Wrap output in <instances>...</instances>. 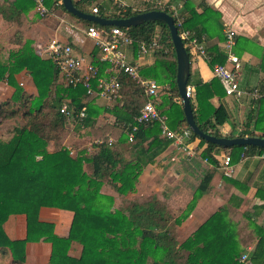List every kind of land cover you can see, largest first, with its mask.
<instances>
[{"label": "trees", "instance_id": "16d2710c", "mask_svg": "<svg viewBox=\"0 0 264 264\" xmlns=\"http://www.w3.org/2000/svg\"><path fill=\"white\" fill-rule=\"evenodd\" d=\"M58 1L61 2L44 0V4L48 9ZM90 1H76L73 5L86 13V5ZM189 6L185 2L184 11L179 12L183 18L182 29L194 32L200 39L205 28L197 26V18L204 13L217 14L205 7L199 15ZM60 7L67 13L61 3ZM150 10L173 14L168 7L155 6ZM138 13L127 10L105 16L99 8L97 15L120 19ZM173 19L177 25L174 16ZM86 23L99 29L111 28ZM120 29L133 40L131 46L156 44L161 50L171 51L173 62L164 64L172 71L168 92L172 98L179 99L175 83L176 60L167 26L156 21ZM177 30L180 33L181 28L177 27ZM23 56L20 53L14 57L10 67L0 65V81L6 79L10 84L13 74L26 68L38 92L33 98L18 86H13L10 99L0 105V112H5V117L19 116L24 121L22 126L10 131L12 134L7 139L0 141V252H8L11 263L26 264L25 246L32 242L48 245L47 264H242L239 258L243 248L237 226L228 219L225 206L219 207L189 237L182 241L177 239L176 225L188 217L196 199L207 191L211 175L201 180L191 203L176 218L156 200L143 204L132 200L121 208L115 205V197L101 192L103 186L112 188L119 197L135 191L142 167L151 163L171 142L159 138L157 123L139 125L132 142L124 135L134 156L130 161L123 160L106 141L94 146L92 154L80 151L72 156L64 147L63 142L70 133H78L92 123V114L81 102L82 97L97 96L96 78L103 77L108 68L98 60L96 48L92 52L91 63L97 66L98 74L91 82L93 93L90 95L81 86L71 87L58 82V71L51 60L35 57L28 64ZM218 63H223V58ZM117 79L120 84L117 103L108 111L113 115L115 125L124 131L133 123L146 98L141 87L127 75L120 73ZM188 85H193L195 90V102L191 100V108L197 126L204 133L222 137L217 127L227 119L225 110L218 108L207 113L204 108L208 99L219 95L221 83L218 79L193 83L189 76ZM159 88V92L163 90ZM63 105L67 106L68 114L60 113ZM82 108L87 114L80 120L78 114ZM182 122H185L184 118ZM148 129H152L150 133H147ZM241 136L264 138V133L257 136L244 132ZM190 140H198L207 146L201 157L213 164H216L212 155L215 149L228 153L232 164L242 155L253 156L264 151L254 146L220 148L192 132ZM49 145L52 150H49ZM225 181L234 183L228 179ZM258 193V197H262ZM232 199V196L228 199L229 203ZM41 209L72 212L65 235L56 234L52 222L39 218ZM17 215H24L26 219L23 239H15L9 232V221ZM245 218L251 222L252 233L256 236L249 260L252 264H264V224H255L251 215H245Z\"/></svg>", "mask_w": 264, "mask_h": 264}, {"label": "crops", "instance_id": "0c3cea01", "mask_svg": "<svg viewBox=\"0 0 264 264\" xmlns=\"http://www.w3.org/2000/svg\"><path fill=\"white\" fill-rule=\"evenodd\" d=\"M76 1L81 0H72ZM120 2L125 4V11L139 13L148 11L158 3L183 12L186 2L199 15L205 7L217 14L204 13L197 18L199 23L197 26L205 28L201 39L207 50V57L190 56V78L193 83L197 81L208 83L216 79L212 68L222 58L223 63L225 62L222 43L225 31L232 30L235 34L233 53L240 60L238 86L243 93L240 97L227 96L223 88H219V95L208 99V104L204 108L207 113L218 108L225 110L227 119L217 127L222 136L233 138L241 136L244 132H251L257 136L264 133V0H120ZM60 3L58 1L53 7L48 8L45 16H39L31 0H0V65L10 67L15 60L14 57L20 53L24 55L28 64L30 61L33 62L32 59L35 57L46 61L47 58L41 56L40 51L45 44L53 40L70 44L77 55L85 57L89 62L92 61L95 46L85 34L87 21L65 13ZM93 7L100 8L105 16L118 13V9L110 0H91L86 5V13L92 14ZM138 50L135 46L124 48L127 60L138 65L140 77L156 81L163 89L158 94L156 108L166 118L167 128L178 131L187 127L186 123L182 122L184 114L180 100L172 98V94L168 92L172 71L164 64L170 65L173 62L171 51L155 47L142 55ZM108 75L107 68L102 76ZM58 82L62 83L59 76ZM13 86H18L33 98L38 94L29 70L24 68L13 74L10 84L6 79L0 81V105L10 99L14 91ZM254 91H258L257 97H253ZM117 98L106 100L98 96L82 97L81 102L92 114V123L89 127L81 129L78 133H70L65 138L63 145L72 156L80 151L92 154L95 151L94 146L106 141L123 160L133 159L129 143L124 139L127 126L124 131L121 130L115 125V119L108 111L117 103ZM192 102H195L194 98ZM5 115V112H0V140L8 138L10 134L8 131L24 124L19 116L8 118ZM151 130L148 129L147 133ZM159 138L164 137L160 134ZM68 140L71 144H67ZM188 145L191 149L190 154L183 153L180 146L171 140L162 153L142 167L135 191L124 197H129L128 201L133 200L141 204L156 200L167 213L176 218L191 203L201 180L211 175L207 191L196 199L188 217L176 225L177 239L182 241L189 237L219 207L225 206L228 210V219L236 223L243 248L241 254L246 251L252 252L256 236L252 233V224L245 215H251V219L257 225L264 224V162L256 157L257 154L242 155L235 164H232V177L227 178L220 169L222 157L227 154L225 151L213 150L212 155L216 160V164H213L201 157L207 147L205 144L191 140ZM49 150H52L51 145ZM226 179L234 183H227ZM103 187L102 193L119 197L112 188L109 187V192H104ZM258 192L262 197H258ZM136 196L140 198L137 199ZM231 196L233 199L229 203L228 199ZM48 213L55 215V219H47ZM72 215L70 211L41 209L39 218L42 221L53 222L55 233L63 236L67 232ZM11 219L9 232L15 239H23L26 233L25 216L17 215ZM25 255L27 264H47L48 245L27 243Z\"/></svg>", "mask_w": 264, "mask_h": 264}, {"label": "built area", "instance_id": "2783aa9c", "mask_svg": "<svg viewBox=\"0 0 264 264\" xmlns=\"http://www.w3.org/2000/svg\"><path fill=\"white\" fill-rule=\"evenodd\" d=\"M34 4L35 12L39 16H45L48 13L44 0H31ZM116 6L118 12L125 11V4L120 0H110ZM157 7H164L157 4ZM177 20L176 28L180 27L181 31L178 32L185 49L191 57L206 58L207 54L202 39H198L194 32L182 29L183 18L180 16L179 11L171 9ZM92 14H97L98 8L93 7ZM178 31V30H177ZM86 36L94 43L95 48L98 50V60L101 63L108 65L107 77H98V68L91 62L87 61L85 57L77 55L72 46L68 43L53 40L45 44L40 55L51 60L58 71V76L62 83L71 87L81 86L86 90V94L93 93L92 80L96 78V95L106 100H114L118 96L120 88L117 79L118 74L123 73L133 79L142 89L146 98V102L140 108L138 115L134 118L132 124L126 128V136L129 142L133 141L134 133L141 124L157 123L160 128V134L180 146L183 153L190 154L189 142L191 131L185 127L178 131H172L166 126V118L163 117L156 108V100L159 94V85L156 81L151 79H142L139 75L138 65L131 63L127 60L124 48L132 45L133 40L128 37L123 30L118 27H111L110 29H99L95 26H87ZM232 30H226L224 34V41L222 43L223 52L225 55L224 63H216L213 65V75L222 85L225 95L240 97L243 92L239 90L237 75L240 70V60L233 53L235 44V36ZM158 47L156 44H140L138 51L144 55L153 48ZM194 87L187 85L185 88V97L191 100L194 98ZM258 96V91H254L253 97ZM180 100V98H179ZM181 102V100H180ZM182 103V102H181ZM61 114H68L67 106L63 105L60 108ZM80 120L86 117L85 108H82L78 114ZM264 162V151L256 156ZM220 169L222 174L230 178L233 175V166L230 156L228 154L222 157L220 162ZM251 252H244L240 255L239 262L242 264H252L249 260Z\"/></svg>", "mask_w": 264, "mask_h": 264}, {"label": "water", "instance_id": "95a60500", "mask_svg": "<svg viewBox=\"0 0 264 264\" xmlns=\"http://www.w3.org/2000/svg\"><path fill=\"white\" fill-rule=\"evenodd\" d=\"M62 7L71 15L77 17L80 20L91 22L102 27H118L129 29L131 27L139 26L145 22H162L169 31V36L172 42L175 60H176V75L175 83L177 87L178 96L181 100L184 119L187 127L190 131L205 140L208 143L214 144L220 148H231L233 146H254L260 149H264V138L255 136H239V137H214L207 133H204L199 129L195 120L193 111L191 108V102L185 97V88L188 85V79L190 76V59L187 50L184 47L182 40L178 35L177 28L174 24V19L171 15L161 10H150L140 12L136 15L128 18L120 19H107L95 14H88L77 10L72 0H61Z\"/></svg>", "mask_w": 264, "mask_h": 264}, {"label": "rangeland", "instance_id": "374dc122", "mask_svg": "<svg viewBox=\"0 0 264 264\" xmlns=\"http://www.w3.org/2000/svg\"><path fill=\"white\" fill-rule=\"evenodd\" d=\"M72 16V15H71ZM10 128V127H9ZM8 128V129H9ZM4 133H6V131H4ZM3 133V134H4ZM7 133H10L11 134V132L10 131H8ZM9 134V135H10ZM1 141V140H0ZM67 144H71L70 143V140H68L67 141ZM74 144H76V143H74ZM228 154V153H227ZM109 187H107V186H105V187H103V191L104 192H109ZM137 195H139V193L137 194ZM137 197V199H139L140 198V196H136ZM116 199V201H115V203H116V205L117 206H120L121 208H123L125 205H126V203L128 202V199H129V197L127 198H125V197H116L115 198ZM65 211V210H64ZM47 212H49V211H47ZM175 215V214H174ZM46 218L47 219H55V215H51L50 213H48L47 215H46ZM48 222H50V221H48ZM53 223V222H52ZM54 224V223H53ZM65 233V232H64ZM0 264H13V263H11V259H10V255H9V253L8 252H6V253H2V252H0ZM27 264V263H26Z\"/></svg>", "mask_w": 264, "mask_h": 264}]
</instances>
